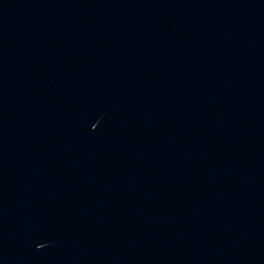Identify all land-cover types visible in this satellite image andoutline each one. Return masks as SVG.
I'll use <instances>...</instances> for the list:
<instances>
[{
    "label": "water",
    "instance_id": "95a60500",
    "mask_svg": "<svg viewBox=\"0 0 264 264\" xmlns=\"http://www.w3.org/2000/svg\"><path fill=\"white\" fill-rule=\"evenodd\" d=\"M0 264H264V0H0Z\"/></svg>",
    "mask_w": 264,
    "mask_h": 264
}]
</instances>
